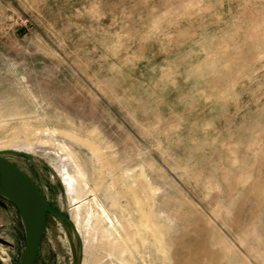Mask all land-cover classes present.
Returning a JSON list of instances; mask_svg holds the SVG:
<instances>
[{"label":"rangeland","instance_id":"rangeland-1","mask_svg":"<svg viewBox=\"0 0 264 264\" xmlns=\"http://www.w3.org/2000/svg\"><path fill=\"white\" fill-rule=\"evenodd\" d=\"M0 156L34 264H264V0H0Z\"/></svg>","mask_w":264,"mask_h":264},{"label":"water","instance_id":"water-1","mask_svg":"<svg viewBox=\"0 0 264 264\" xmlns=\"http://www.w3.org/2000/svg\"><path fill=\"white\" fill-rule=\"evenodd\" d=\"M0 171L15 182L22 200L21 206L9 200L18 207L24 228V247L18 264H34L47 211L61 215L45 204L38 187L27 174L1 156Z\"/></svg>","mask_w":264,"mask_h":264},{"label":"bare ground","instance_id":"bare-ground-1","mask_svg":"<svg viewBox=\"0 0 264 264\" xmlns=\"http://www.w3.org/2000/svg\"><path fill=\"white\" fill-rule=\"evenodd\" d=\"M19 151H22L20 149H17ZM23 152L30 153L28 150H23ZM79 179L81 178V175L79 172H77ZM0 195L4 198L11 200L15 202L17 205L22 204V200L20 197L19 190L13 180L8 178L3 172L0 171Z\"/></svg>","mask_w":264,"mask_h":264}]
</instances>
